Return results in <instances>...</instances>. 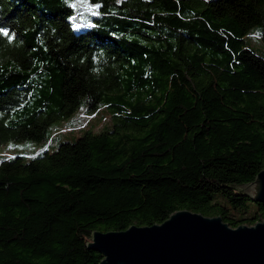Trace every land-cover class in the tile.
Returning a JSON list of instances; mask_svg holds the SVG:
<instances>
[{"label":"trees","instance_id":"16d2710c","mask_svg":"<svg viewBox=\"0 0 264 264\" xmlns=\"http://www.w3.org/2000/svg\"><path fill=\"white\" fill-rule=\"evenodd\" d=\"M253 28L264 44V0H0V144L45 141L80 107L111 117L53 151L0 155V264H98L91 231L179 209L263 219L219 185L264 169Z\"/></svg>","mask_w":264,"mask_h":264},{"label":"water","instance_id":"95a60500","mask_svg":"<svg viewBox=\"0 0 264 264\" xmlns=\"http://www.w3.org/2000/svg\"><path fill=\"white\" fill-rule=\"evenodd\" d=\"M219 185L264 203V169L239 186ZM90 233L98 264H264V218L232 227L219 215L179 209L161 223Z\"/></svg>","mask_w":264,"mask_h":264},{"label":"rangeland","instance_id":"374dc122","mask_svg":"<svg viewBox=\"0 0 264 264\" xmlns=\"http://www.w3.org/2000/svg\"><path fill=\"white\" fill-rule=\"evenodd\" d=\"M75 1L77 2L79 0ZM74 5L75 7H78L76 4ZM82 6H84V4ZM85 7L86 8H84V11L86 15L84 16L82 23H84L90 14H92V8L88 5H85ZM255 30L257 29L253 28L247 35L246 39H248L251 47L264 51V44L256 34ZM110 122V114L102 107L91 113L86 112L84 107H80L65 120L53 123L50 129V136L47 140L42 142L31 140L6 142L4 144H0V155H6L8 157L14 155H23L25 157H30L44 149L53 151L57 144L61 141H73L76 136L80 135L86 129H90L93 132H98L106 125H109Z\"/></svg>","mask_w":264,"mask_h":264},{"label":"snow or ice","instance_id":"6c2138e0","mask_svg":"<svg viewBox=\"0 0 264 264\" xmlns=\"http://www.w3.org/2000/svg\"><path fill=\"white\" fill-rule=\"evenodd\" d=\"M3 35L5 37H9L10 39H14V37H10V34L7 31L3 32Z\"/></svg>","mask_w":264,"mask_h":264}]
</instances>
